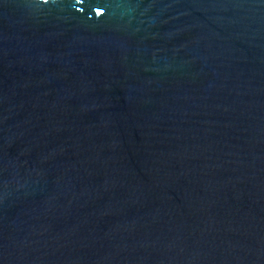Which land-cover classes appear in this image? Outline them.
<instances>
[{
  "label": "water",
  "instance_id": "1",
  "mask_svg": "<svg viewBox=\"0 0 264 264\" xmlns=\"http://www.w3.org/2000/svg\"><path fill=\"white\" fill-rule=\"evenodd\" d=\"M0 264H264V0H0Z\"/></svg>",
  "mask_w": 264,
  "mask_h": 264
}]
</instances>
